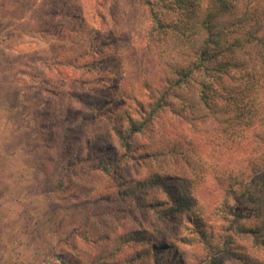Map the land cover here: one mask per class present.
I'll return each instance as SVG.
<instances>
[{"label":"trees","instance_id":"trees-1","mask_svg":"<svg viewBox=\"0 0 264 264\" xmlns=\"http://www.w3.org/2000/svg\"><path fill=\"white\" fill-rule=\"evenodd\" d=\"M11 1L0 0L1 21L14 18L12 11L20 7L17 0ZM134 3L147 21L143 49L151 63H143L139 86L126 87L118 79L123 72L111 77L118 79L113 85L117 89L100 101L96 94L109 85L98 72L113 65L117 52L110 46L118 43L115 31L86 28L76 0H48L38 17L42 27H33L52 39L84 36L54 57L78 75L66 76L55 89L40 81L44 95L32 87L24 96L33 108L38 136L48 143L61 142V156L40 153L38 168L54 188H62L66 167L61 158L67 157V168L75 175L96 171L112 182L114 189L85 201V210L112 208L122 217L147 206L158 222L120 233L101 231L90 222L94 215H86L67 232L73 238L67 243L72 251L59 254V264H189L175 241L163 237L174 212L182 213L191 225L192 242L201 244L207 264H222L221 255L239 264H264V0ZM163 116L191 125L201 122L207 130L212 127L221 142L234 146L245 130L258 129L257 157L244 168L212 171L223 197L209 214L194 205L198 188L190 175L199 169L193 161L197 152L189 139L181 136L175 141L158 125ZM177 158L188 169L184 175L169 169ZM134 161L146 164L149 175L119 180V169ZM171 186L177 193L172 208H158L159 201L140 202L143 193ZM131 200L138 202L134 208L111 206ZM78 240L84 242L82 249L74 245Z\"/></svg>","mask_w":264,"mask_h":264},{"label":"rangeland","instance_id":"rangeland-1","mask_svg":"<svg viewBox=\"0 0 264 264\" xmlns=\"http://www.w3.org/2000/svg\"><path fill=\"white\" fill-rule=\"evenodd\" d=\"M17 1L20 7L10 15L14 18L0 20V264H59L57 256L72 251L67 243L73 242V238L67 232L74 227L77 219L84 220L86 215H94L90 222L101 231L120 233L142 224L152 227L158 222L152 214L153 208L147 206L141 208L140 213L122 217L113 213L112 208L85 210L89 207L85 201L93 199L100 192L114 189L112 182L108 176L96 171L75 175L74 169L67 168V157L61 158L66 167L62 188L56 184L54 186L57 189L54 188L38 168L40 153L46 152L55 159L61 156V142L56 140L53 144L48 143L38 136L33 108L24 96L28 95V89L32 87L36 88L38 94L44 95L45 92L40 91L43 85L40 81H47L52 85L51 89H55L66 76L78 75L77 71L70 70L63 63H56L54 57L63 53L65 48L75 47L73 43H79L84 36L68 40L52 39L35 33L33 27L42 25L38 17L48 0ZM76 1L80 3L86 17V28L101 32L113 29L118 35V43L110 46L113 52H117L111 58L113 65L98 72L105 74L102 79L108 81V89L96 94L95 100L100 101L104 94L109 96L111 92L114 93L117 88L113 85L118 79H122L126 87L130 84L139 86L140 69L144 62L151 60L143 49L147 21L135 10L134 0ZM11 2L9 0L8 3ZM157 69L154 68V71ZM120 72L123 74L118 75ZM114 75H118V79L112 80ZM89 92L95 94L97 91ZM168 117L159 119L158 125L166 129V133L175 141L182 140L181 136L189 139L197 152L193 161L199 165V169H195L193 175H190L189 170L188 174L196 179L195 188H198L194 205H198L201 210L207 209L206 213L209 214L223 197L212 171L240 168L257 157L255 146L259 143V139H256L258 129L245 130L237 141L240 144L234 146L221 142L212 127L207 130L201 122L191 125L173 117L169 120ZM138 141L145 143L143 138ZM169 165V169L178 170L183 175L187 169L178 158ZM148 175L147 165L134 161L119 169L118 179L144 178ZM176 194L173 186L164 191L151 190L142 194L140 202L143 199L152 203L159 201L157 207L165 210L174 206L171 200ZM136 203L135 200L114 202L111 206L134 208ZM166 223L163 237L175 241L189 264H207L208 261L203 260L201 244L192 242L195 236L185 216L174 212L172 219ZM187 239L191 243H187ZM83 243L78 240L74 245L82 249ZM221 256L222 264H239L232 257Z\"/></svg>","mask_w":264,"mask_h":264}]
</instances>
